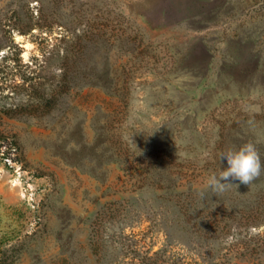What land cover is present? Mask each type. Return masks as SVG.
I'll list each match as a JSON object with an SVG mask.
<instances>
[{
  "label": "rangeland",
  "instance_id": "obj_1",
  "mask_svg": "<svg viewBox=\"0 0 264 264\" xmlns=\"http://www.w3.org/2000/svg\"><path fill=\"white\" fill-rule=\"evenodd\" d=\"M249 142L264 0H0L1 264H264Z\"/></svg>",
  "mask_w": 264,
  "mask_h": 264
},
{
  "label": "clouds",
  "instance_id": "obj_2",
  "mask_svg": "<svg viewBox=\"0 0 264 264\" xmlns=\"http://www.w3.org/2000/svg\"><path fill=\"white\" fill-rule=\"evenodd\" d=\"M220 158L227 161L228 167L213 173L206 180V186L214 193H221L232 186L228 180H238L240 183L250 185L264 172V162L254 143H246L239 148H229L220 153ZM222 181H224L222 183Z\"/></svg>",
  "mask_w": 264,
  "mask_h": 264
},
{
  "label": "trees",
  "instance_id": "obj_3",
  "mask_svg": "<svg viewBox=\"0 0 264 264\" xmlns=\"http://www.w3.org/2000/svg\"><path fill=\"white\" fill-rule=\"evenodd\" d=\"M31 28L30 27H21V29L19 28V32H22V33H26L30 30ZM216 172V171H215ZM262 183H264V180L261 181ZM189 192H193L194 194H197V195H203V192L202 191H199V190H195V189H192V188H189L188 189ZM244 212L246 214V218L245 220L246 221H249V224L250 226H254V227H258L259 225H263L264 224V212H263V206L260 202H256L252 205H249V206H244ZM259 244L255 245L257 248L260 247V245L258 246ZM2 263V261H0V264Z\"/></svg>",
  "mask_w": 264,
  "mask_h": 264
}]
</instances>
